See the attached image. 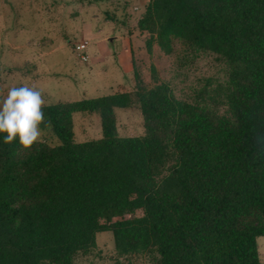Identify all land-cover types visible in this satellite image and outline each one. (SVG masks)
Here are the masks:
<instances>
[{
	"label": "trees",
	"instance_id": "1",
	"mask_svg": "<svg viewBox=\"0 0 264 264\" xmlns=\"http://www.w3.org/2000/svg\"><path fill=\"white\" fill-rule=\"evenodd\" d=\"M144 6L149 50L215 53L226 81L189 100L135 69L134 91L43 104L44 140L0 143V264H76L105 231L151 264H264V0ZM136 103L144 132L120 135L115 109ZM76 113L101 136L76 140Z\"/></svg>",
	"mask_w": 264,
	"mask_h": 264
},
{
	"label": "rangeland",
	"instance_id": "2",
	"mask_svg": "<svg viewBox=\"0 0 264 264\" xmlns=\"http://www.w3.org/2000/svg\"><path fill=\"white\" fill-rule=\"evenodd\" d=\"M144 4L145 0H0V97L20 84L39 89L43 104L134 91L135 69L145 84L166 82L177 97L189 100L202 88L226 81V65L215 53L194 55L178 40L170 52L155 40L149 50L150 33L138 27ZM81 43L85 48H78ZM115 111L120 135L144 132L137 103ZM74 133L78 141L100 137L99 116L74 114ZM257 243L264 262V235ZM76 264H151V258L119 255L112 233L105 231Z\"/></svg>",
	"mask_w": 264,
	"mask_h": 264
},
{
	"label": "clouds",
	"instance_id": "3",
	"mask_svg": "<svg viewBox=\"0 0 264 264\" xmlns=\"http://www.w3.org/2000/svg\"><path fill=\"white\" fill-rule=\"evenodd\" d=\"M43 99L39 89L20 84L0 97V143L28 148L42 136Z\"/></svg>",
	"mask_w": 264,
	"mask_h": 264
},
{
	"label": "built area",
	"instance_id": "4",
	"mask_svg": "<svg viewBox=\"0 0 264 264\" xmlns=\"http://www.w3.org/2000/svg\"><path fill=\"white\" fill-rule=\"evenodd\" d=\"M85 46H86L85 43H81V44L78 45V48L79 49H83V48H85ZM88 57H89L88 54H85V53L82 54V58L83 59H87Z\"/></svg>",
	"mask_w": 264,
	"mask_h": 264
},
{
	"label": "crops",
	"instance_id": "5",
	"mask_svg": "<svg viewBox=\"0 0 264 264\" xmlns=\"http://www.w3.org/2000/svg\"><path fill=\"white\" fill-rule=\"evenodd\" d=\"M125 54H126V49L124 50Z\"/></svg>",
	"mask_w": 264,
	"mask_h": 264
}]
</instances>
